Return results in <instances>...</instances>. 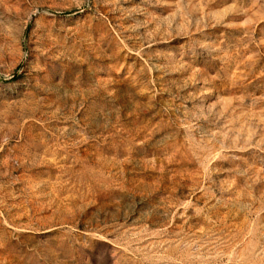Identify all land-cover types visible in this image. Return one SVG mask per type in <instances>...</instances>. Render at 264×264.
Masks as SVG:
<instances>
[{"label":"rangeland","instance_id":"rangeland-1","mask_svg":"<svg viewBox=\"0 0 264 264\" xmlns=\"http://www.w3.org/2000/svg\"><path fill=\"white\" fill-rule=\"evenodd\" d=\"M0 264H264V0H0Z\"/></svg>","mask_w":264,"mask_h":264}]
</instances>
